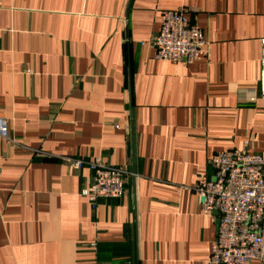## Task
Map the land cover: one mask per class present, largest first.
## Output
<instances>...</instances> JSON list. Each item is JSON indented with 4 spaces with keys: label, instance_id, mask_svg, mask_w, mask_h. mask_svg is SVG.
<instances>
[{
    "label": "crops",
    "instance_id": "0c3cea01",
    "mask_svg": "<svg viewBox=\"0 0 264 264\" xmlns=\"http://www.w3.org/2000/svg\"><path fill=\"white\" fill-rule=\"evenodd\" d=\"M179 9L212 41L191 64L151 44ZM262 38L264 0H0V264H209L194 187L217 151L264 156ZM67 158L128 169L126 193L93 207Z\"/></svg>",
    "mask_w": 264,
    "mask_h": 264
},
{
    "label": "built area",
    "instance_id": "2783aa9c",
    "mask_svg": "<svg viewBox=\"0 0 264 264\" xmlns=\"http://www.w3.org/2000/svg\"><path fill=\"white\" fill-rule=\"evenodd\" d=\"M160 17V30L151 40L156 59L191 64L209 53L212 41L183 9L163 10ZM259 89L264 97V38ZM0 138L16 142L6 117H0ZM67 159L76 169H91L92 183L82 195L93 207L102 199H118L126 193L128 169L100 159ZM211 162L213 178L199 176L194 187L203 198L204 212L215 215L218 221L209 264H264V156L245 149H226L214 153Z\"/></svg>",
    "mask_w": 264,
    "mask_h": 264
}]
</instances>
